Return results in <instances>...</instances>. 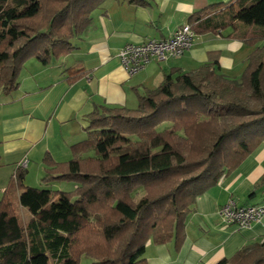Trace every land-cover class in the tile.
<instances>
[{"label":"trees","instance_id":"1","mask_svg":"<svg viewBox=\"0 0 264 264\" xmlns=\"http://www.w3.org/2000/svg\"><path fill=\"white\" fill-rule=\"evenodd\" d=\"M102 1L0 0V89L17 88L26 60L47 64L70 53ZM236 22L257 27L238 35L253 47L239 78L220 72L216 59L172 71L139 93L134 108L95 106L69 160L43 157L41 182L71 181L73 191L26 186L24 169H16L0 199V264H80L83 256L90 264H148L149 240L182 245L197 197L264 140V0L208 5L187 24L196 34ZM262 187L264 175L250 196ZM139 188L144 194L135 200ZM14 189L30 213L26 223L11 200ZM215 264H264V240Z\"/></svg>","mask_w":264,"mask_h":264},{"label":"crops","instance_id":"2","mask_svg":"<svg viewBox=\"0 0 264 264\" xmlns=\"http://www.w3.org/2000/svg\"><path fill=\"white\" fill-rule=\"evenodd\" d=\"M226 1L146 0L138 4L104 0L92 11L88 26L72 39L70 53L51 58L47 64L35 58L26 60L18 74L17 88L10 92L0 89V169L9 166L6 176H0L1 194L24 156L32 154L31 161H40V175L44 173L45 155L56 162L69 160L71 145L86 137L85 116L95 106L134 108L137 95L144 89L156 88L165 74L178 69L192 71L212 59L217 60L220 72L239 78L253 47L238 35L257 30L241 22H236L235 28L196 33L192 46L181 57L152 60L133 75H128L119 60V51L125 44L167 38L188 23L194 12ZM29 164L28 161L24 169ZM263 175L264 140L240 166L197 197L178 249L172 242L146 243L147 263L215 264L245 245L263 241L264 215L260 221L238 228L223 223L217 214L229 199L241 206L264 205V187L250 196ZM18 195L19 190L14 189L11 200L15 197L18 203ZM21 210L25 211L24 207Z\"/></svg>","mask_w":264,"mask_h":264},{"label":"built area","instance_id":"3","mask_svg":"<svg viewBox=\"0 0 264 264\" xmlns=\"http://www.w3.org/2000/svg\"><path fill=\"white\" fill-rule=\"evenodd\" d=\"M194 35L193 30L186 23L167 38L125 44L119 51L120 64L128 75H133L152 60L162 62L179 58L192 46ZM25 165V162H22L18 167L24 168ZM217 214L223 223L245 228L261 220L264 215V205L241 206L233 199H229L218 208Z\"/></svg>","mask_w":264,"mask_h":264},{"label":"rangeland","instance_id":"4","mask_svg":"<svg viewBox=\"0 0 264 264\" xmlns=\"http://www.w3.org/2000/svg\"><path fill=\"white\" fill-rule=\"evenodd\" d=\"M169 124L165 123L164 125L160 126V129L163 127H167ZM71 155V154H70ZM89 155H93V152L90 150L86 153V156ZM33 155L31 154L30 157H26L24 156L20 163L25 162V167H27L28 161L30 162L29 167L26 169H24V178H23V182L24 184H26L27 186L30 187H36V188H49V189H53V190H57L60 189L64 192H70L73 191L75 189V184L71 181H65V180H61V181H52V182H48L46 184L41 182V177L44 175V173H42V175H40L39 173V165L37 164L40 161H36V160H32ZM43 162V159H42ZM44 165V164H43ZM43 170V169H42ZM9 171V166L4 165L1 167L0 169V176H6L7 172ZM44 172V170H43ZM2 191L0 189V199L2 196ZM144 194L143 189L139 188L138 190H136L133 193V197L135 200H138L142 195ZM13 200V204L16 208V212L18 214V216L20 217L21 221L23 223H26L30 217V214L27 212V208L24 207L25 211H22L21 208L22 206H20L17 203V200L15 199V197L12 199ZM92 262V259L88 258V257H81L80 259V264H90ZM48 264H59L58 261L54 260V259H49Z\"/></svg>","mask_w":264,"mask_h":264}]
</instances>
